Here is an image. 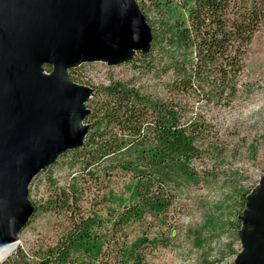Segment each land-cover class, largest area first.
Returning a JSON list of instances; mask_svg holds the SVG:
<instances>
[{
  "label": "trees",
  "instance_id": "obj_1",
  "mask_svg": "<svg viewBox=\"0 0 264 264\" xmlns=\"http://www.w3.org/2000/svg\"><path fill=\"white\" fill-rule=\"evenodd\" d=\"M135 2L151 43L127 63L138 75L163 79L161 91L141 92L133 80L94 91L82 143L58 156L71 155L70 183L32 205L33 212L63 215L67 228L31 259L19 249L1 264H144L147 250L168 246L176 212L168 173L190 176L197 142L211 127L201 111L229 109L244 91V57L264 24V0ZM116 179L124 181L118 192ZM137 221L156 236L142 237L139 251L129 253L127 229Z\"/></svg>",
  "mask_w": 264,
  "mask_h": 264
},
{
  "label": "water",
  "instance_id": "obj_2",
  "mask_svg": "<svg viewBox=\"0 0 264 264\" xmlns=\"http://www.w3.org/2000/svg\"><path fill=\"white\" fill-rule=\"evenodd\" d=\"M150 43L135 0H0V248L18 241L33 213L31 180L86 133L74 124L91 90L67 81L66 71L127 62ZM45 65L51 74H42ZM239 220L234 264H264V178Z\"/></svg>",
  "mask_w": 264,
  "mask_h": 264
},
{
  "label": "rangeland",
  "instance_id": "obj_3",
  "mask_svg": "<svg viewBox=\"0 0 264 264\" xmlns=\"http://www.w3.org/2000/svg\"><path fill=\"white\" fill-rule=\"evenodd\" d=\"M52 67H42L49 75ZM76 85L94 91L111 82L132 80L141 92L159 93L163 79L151 74L138 75L131 63L109 65L96 61L82 63L66 71ZM244 91L229 109H206L200 114L209 121V134L198 140V159L189 162V175L168 173L175 194V216L168 231L166 248L147 250L144 264H234L241 252L239 220L247 198L264 178V24L256 33L244 57ZM85 109L86 102H85ZM86 132L87 125L81 123ZM86 135V133H85ZM84 135V136H85ZM71 155L58 157L47 170L40 171L27 187V199L35 208L48 202L57 187L70 183L74 169L68 166ZM124 181L114 180L118 192ZM116 186V187H115ZM105 192V191H103ZM90 193L96 194L94 189ZM102 194V191H101ZM63 215L35 210L18 235V246L9 256L22 250L29 259L53 245L67 228ZM156 236L153 228L140 221L127 229L126 248L134 250L142 237Z\"/></svg>",
  "mask_w": 264,
  "mask_h": 264
},
{
  "label": "bare ground",
  "instance_id": "obj_4",
  "mask_svg": "<svg viewBox=\"0 0 264 264\" xmlns=\"http://www.w3.org/2000/svg\"><path fill=\"white\" fill-rule=\"evenodd\" d=\"M81 110H84L83 106L81 107ZM74 129L78 132L83 131L81 122L79 120L74 124ZM17 246L18 242L0 248V264L16 250Z\"/></svg>",
  "mask_w": 264,
  "mask_h": 264
}]
</instances>
